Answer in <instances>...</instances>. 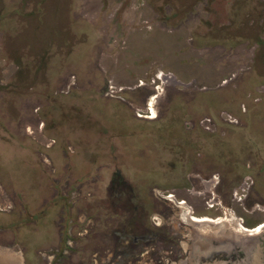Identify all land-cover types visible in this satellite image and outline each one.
<instances>
[{
    "label": "rangeland",
    "instance_id": "374dc122",
    "mask_svg": "<svg viewBox=\"0 0 264 264\" xmlns=\"http://www.w3.org/2000/svg\"><path fill=\"white\" fill-rule=\"evenodd\" d=\"M263 176L264 0H0V255L107 264L131 198L259 225Z\"/></svg>",
    "mask_w": 264,
    "mask_h": 264
},
{
    "label": "flooded vegetation",
    "instance_id": "af4514ba",
    "mask_svg": "<svg viewBox=\"0 0 264 264\" xmlns=\"http://www.w3.org/2000/svg\"><path fill=\"white\" fill-rule=\"evenodd\" d=\"M252 184L244 205L254 191ZM236 196L233 194V198ZM129 201L133 205L131 213L117 215L120 220L108 224L107 264H264V222L254 225L243 219L219 218L216 220L233 223L222 226L223 222L219 230L204 229L205 225L196 223L201 230H190L185 221L195 223V219L188 213L170 219L160 216L156 223L152 216L148 218L143 202L135 198Z\"/></svg>",
    "mask_w": 264,
    "mask_h": 264
},
{
    "label": "water",
    "instance_id": "95a60500",
    "mask_svg": "<svg viewBox=\"0 0 264 264\" xmlns=\"http://www.w3.org/2000/svg\"><path fill=\"white\" fill-rule=\"evenodd\" d=\"M0 264H19V262L8 255H0Z\"/></svg>",
    "mask_w": 264,
    "mask_h": 264
},
{
    "label": "bare ground",
    "instance_id": "6f19581e",
    "mask_svg": "<svg viewBox=\"0 0 264 264\" xmlns=\"http://www.w3.org/2000/svg\"><path fill=\"white\" fill-rule=\"evenodd\" d=\"M152 106V105H151ZM208 222H211L210 220H208V219H202L201 221H200V223H208ZM258 230H256L255 232H257Z\"/></svg>",
    "mask_w": 264,
    "mask_h": 264
}]
</instances>
